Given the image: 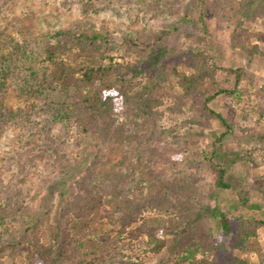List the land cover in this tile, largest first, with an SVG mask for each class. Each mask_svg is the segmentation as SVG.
Returning <instances> with one entry per match:
<instances>
[{
    "label": "rangeland",
    "instance_id": "374dc122",
    "mask_svg": "<svg viewBox=\"0 0 264 264\" xmlns=\"http://www.w3.org/2000/svg\"><path fill=\"white\" fill-rule=\"evenodd\" d=\"M243 1L0 0V65H6L4 61L12 56L18 58L17 64L6 65L5 85L0 88V104L7 115H31L33 122V117L43 118L32 104H42L43 100L38 102L17 87L26 73L21 60L29 54L30 63H39L32 60L30 50L39 51L35 36L42 33L75 27L99 30L105 53L88 56L86 66H110L115 62L123 72L118 79L126 80L123 94L136 95L142 90L150 76L157 73V67L150 63V50L163 49L165 85L158 120L161 135L150 142L162 150L156 159L163 167L155 170L175 174L184 171L198 186L193 196L200 202L216 204L232 222L230 238L223 247L208 243V228L199 226L178 233L181 242L161 229L149 237L135 230L137 249L132 248L129 235L119 232L116 240L110 242L104 238L111 226L97 220V214L108 204L103 201H109L108 195L103 194V200L91 199L92 204L102 206L94 216L73 217L74 204H78L74 193L76 187L81 188L77 181L95 152L90 138L72 129L65 144H48L56 147L54 152L46 150L45 145L64 132L60 123L53 122L33 135L9 118L8 122H0V211H23L21 219L8 216L5 220L7 227L11 225L18 232L17 240L27 236V240L46 241L49 233L57 229L56 220L65 213L73 221L67 225L70 244L60 264H80L85 259L97 264L100 256H109L108 251L120 253L118 259L139 253L146 264H264V0H255L247 8ZM66 61L73 64L71 59ZM197 66L203 69L202 81L181 103L180 77L192 74ZM220 89L226 92L218 93ZM212 94L218 95L210 99L209 106L221 113L232 128L216 117L204 119L196 115L200 101ZM238 149L248 151L249 157L227 167L225 176L230 187L218 186L217 170L223 159L220 153ZM8 152L13 156L9 157ZM20 152L24 169L15 164ZM111 154L99 165V174L117 162L120 153ZM191 177L187 180L191 187L187 188L195 191ZM70 184L73 193L71 189L64 193ZM163 190L168 188L161 183L150 186L152 192ZM18 201L23 202L21 208ZM67 208H71L69 213ZM164 210L165 207L150 208V224L156 217L160 224H166L169 216ZM174 221L181 229L185 219L179 216ZM209 225L214 238L219 224L212 217ZM4 232L0 225L1 245ZM26 247L27 242L20 244L18 250L23 252ZM10 252L7 248L0 253V264L19 263L20 256ZM174 252L176 255H170Z\"/></svg>",
    "mask_w": 264,
    "mask_h": 264
},
{
    "label": "trees",
    "instance_id": "16d2710c",
    "mask_svg": "<svg viewBox=\"0 0 264 264\" xmlns=\"http://www.w3.org/2000/svg\"><path fill=\"white\" fill-rule=\"evenodd\" d=\"M253 2L255 0H244V7L247 8ZM100 33L99 30L91 27H75L35 36L39 51L30 50V54L32 60H37L39 63H30L29 54L24 60H21L26 73L23 76L24 80L20 83L17 82V87L29 96L35 97L38 102L43 100L42 104L32 103L35 105L36 112L41 113L43 118L33 117V122L31 115L28 118L19 112H8L7 115L0 104V122H8L9 118H13L20 125L25 126L22 128H28L33 135L36 132H43L46 126L53 122L60 123L64 132L53 138V142L49 141L45 145L46 150L50 148L54 152L56 147L48 144H65L67 133H72V129H76L81 136L90 138L95 145V152L92 161L84 167V171L77 181L81 188L75 186L74 195L78 204H74L73 217L87 219L94 216V213L101 210L102 206L99 208L98 204H92L91 199L103 200V194L108 195L109 201L103 200L108 204H105V208L101 210L100 214H97V220L101 222V225L111 226L109 234L106 233L104 239L111 242L116 240L118 232L126 234L131 239L132 248L137 249L136 231L145 232L149 237L161 229L163 232L171 233L174 241L181 242L180 232L186 231V229L189 231L199 226L202 229L208 228L206 235L208 243L212 242L213 246L223 247L232 231V222L227 213L216 204L198 201L197 197L193 196L198 190H196L198 186L194 184L195 179L185 175L184 171L175 174L155 170L163 167L159 164L160 160L156 159V156L161 157L162 150L159 151L157 146L150 145V142L153 138L161 135V131L158 129V120L161 117L159 106L162 102V89L165 85L163 79L165 68L162 64L164 56H166L165 51L163 49L150 50V63L157 67V69L155 68L157 73L150 76V80L138 94H128L127 92L123 94L122 87L124 84L126 85V80L118 79L119 75L123 76V72L115 62L110 66L102 64L86 66L90 58L88 56L105 53ZM24 52L26 53V51ZM66 59H71L73 64L70 65ZM17 60L18 58L12 56L11 60L8 59L4 63L9 66L10 63L17 64ZM202 64L205 67V63ZM6 65H0V88H4L5 85ZM129 69L133 70V68ZM108 71H111L112 74L108 75ZM202 78L203 69L199 66L192 74L181 75L179 80V84L183 88L181 100L179 98L181 103L184 101L183 97L190 95L195 90V86H199ZM221 92H226V90H218V93ZM215 95L218 94L205 96L198 104L199 110L195 109V113L204 119L210 116L216 117L223 124L229 126L224 116L209 106L210 99ZM179 100L178 109L181 107ZM230 128L232 127L229 126ZM23 137L26 138L27 135L23 134ZM112 151L120 153L117 162L99 174V165L103 164L105 159L111 158ZM158 152L160 153L158 154ZM6 154L9 157L13 156L11 152ZM22 154L20 152L18 158L15 156V164L24 169L25 166L20 159ZM220 156L221 159L223 158L221 160L222 167L217 170L216 184L228 188L231 183L226 180L227 167L237 163L240 159L245 160L249 157V153L246 150L238 149L233 153L222 154L221 152ZM125 163L127 166L124 165ZM189 177H191L195 191L193 188H187L191 187L187 183ZM157 183H161L162 187H167L168 190L150 191V186ZM69 189L73 193V184H70L64 193ZM170 198L174 199L167 204ZM18 202L20 203L17 206L21 208L23 202ZM68 202L70 203V200ZM17 206L15 209H18ZM153 207H165L164 213L169 216L165 221L166 224H160L158 217L150 224V208ZM70 209L67 208L68 213ZM168 212L171 214L169 215ZM21 213L0 211V225H3L5 229L4 242L2 245L0 244V253L3 254L7 248H10L12 255L20 256L17 264H60L61 256L65 254L66 248L70 244L67 225L73 221V218L62 213L55 222L57 229L49 233L46 241L39 238L27 240V236L22 240H17L18 232H14L11 225L7 227L5 220L8 216L11 219L17 217V219H21ZM179 216L185 219L181 229H178V223L174 221ZM212 217L219 224L218 234L214 238L212 225H209ZM117 227L118 230L114 231ZM24 235L25 233L20 237ZM26 242V249L20 252L19 245L26 244ZM108 254V258L106 255L100 256L97 264H146L139 253L123 256L126 259L123 257L118 259L117 255L120 253L114 255L108 251ZM170 255H176V253ZM168 261H170L169 258ZM80 264L95 263L92 259H85Z\"/></svg>",
    "mask_w": 264,
    "mask_h": 264
}]
</instances>
